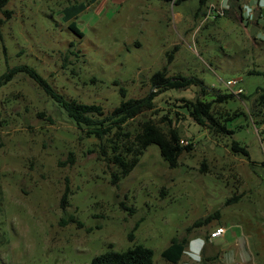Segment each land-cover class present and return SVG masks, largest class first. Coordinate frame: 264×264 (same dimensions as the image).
<instances>
[{"label":"rangeland","instance_id":"1","mask_svg":"<svg viewBox=\"0 0 264 264\" xmlns=\"http://www.w3.org/2000/svg\"><path fill=\"white\" fill-rule=\"evenodd\" d=\"M230 2L9 0L0 7V76L26 64L65 99L103 110L92 116L95 125L79 126L27 73L0 88V264H90L111 247L138 243L153 249L156 264H176L162 255L174 237L206 241L200 262L184 254L178 264H264V123L250 116L264 88L263 20H253L256 0ZM165 66L171 76H197L225 92L238 79L236 98L215 109L243 114L228 121L232 136H217L177 107L181 143L193 144L178 166L152 143L120 175L111 139L124 143L150 118L167 130L162 110L179 98L211 99L194 85L167 89L155 99L157 112L120 126L109 118L107 134L89 133L123 100L151 92V76ZM219 227L225 232L211 238Z\"/></svg>","mask_w":264,"mask_h":264},{"label":"trees","instance_id":"2","mask_svg":"<svg viewBox=\"0 0 264 264\" xmlns=\"http://www.w3.org/2000/svg\"><path fill=\"white\" fill-rule=\"evenodd\" d=\"M9 0H0V7L6 4ZM168 3H173L174 5L180 4L185 0H162ZM206 0H201L204 4ZM230 2V0H229ZM231 4V2H230ZM229 4V6H230ZM202 6V5H201ZM243 8V7H242ZM201 9V8H200ZM227 8H223V12H226ZM256 14L255 20L257 24L260 20L264 19V10L260 7ZM71 28L78 34L82 35L81 30L78 28L75 22L71 23ZM172 55H170V58ZM27 73L32 79H34L44 90L50 95L55 101L60 103L63 108L67 111L69 117L79 126H93L96 124L95 120L92 118L93 115H102L103 110L99 105L96 104H85L79 103L77 101H69L65 99L60 93L55 91V89L50 85V83L32 66L29 65H18L0 76V88L12 78L20 73ZM254 72V71H253ZM151 82V92L146 96L141 98H129L123 100L110 115L99 119V127L90 129V134H95L97 137L101 138L104 134H107L110 130L111 125L107 127L103 125L105 120L109 118H115L114 123L124 124L130 119L136 118V116L142 114L146 111H158L155 105V99L158 94L167 89H181L188 88L190 86H197L200 88L201 94L203 96L209 95L210 100H205L197 97L196 99H189L182 97L172 103L174 106L167 108V110L162 112L161 120L163 123L168 125L166 130L164 127L159 125L154 121L153 118L145 119L139 129L135 134L125 133L124 135L128 139L124 143L117 140L111 139L110 147L113 153L111 154L110 161L119 170L118 174L127 175L130 171L137 166L140 161V157L144 154L147 147L152 144H158L162 156L165 160L172 166L176 167L179 163V157L184 151H189L192 149V142L189 145H183L181 143L183 136L180 133L179 128L175 125L176 120H180V114L177 107L185 109L189 112L192 119L204 127L210 133L217 136H232L235 132L234 129L228 126V121L235 118L238 115L243 114L239 109L235 111H225L218 112L215 108L221 103H227L231 99H235L237 94L233 91H221L220 88H215L207 86L204 81L197 76H184V75H169L168 67L165 66L162 69L156 71L150 78ZM125 91L124 89H121ZM259 97L257 98L258 110L257 112H251L254 123L260 127L264 123V88H258L257 93ZM126 96V93H123ZM238 97L244 98L243 93H239ZM257 115L261 116V119L257 118ZM176 116V118H174ZM117 139H121L120 136ZM232 147L236 151H241L248 156V149L241 146L238 141H233ZM102 152L104 153L105 147H102ZM116 169V170H117ZM117 178V175H114ZM206 222V221H205ZM202 223L199 220L195 224L198 226ZM131 239L132 235H131ZM188 239L185 237L180 239L174 237L171 239L170 244L163 250V257L172 262L180 263L184 252L186 250ZM90 264H156L154 261V251L152 248L145 246L144 244H135L134 246L126 250H115L114 248H109L103 253L95 256Z\"/></svg>","mask_w":264,"mask_h":264},{"label":"clouds","instance_id":"3","mask_svg":"<svg viewBox=\"0 0 264 264\" xmlns=\"http://www.w3.org/2000/svg\"><path fill=\"white\" fill-rule=\"evenodd\" d=\"M206 241L202 237H197L192 239L190 242H188L186 250L184 254H187L188 257L194 261V262H200L201 256L204 247H205ZM184 264H191L190 262H185Z\"/></svg>","mask_w":264,"mask_h":264},{"label":"built area","instance_id":"4","mask_svg":"<svg viewBox=\"0 0 264 264\" xmlns=\"http://www.w3.org/2000/svg\"><path fill=\"white\" fill-rule=\"evenodd\" d=\"M258 8L264 7V4H258ZM239 83L238 79H230L227 81L226 86L229 90L233 91L234 93L236 92L237 84ZM183 142V140H182ZM225 232V229L223 227L217 228L215 231H213L210 235L211 238H215L218 236H221Z\"/></svg>","mask_w":264,"mask_h":264},{"label":"crops","instance_id":"5","mask_svg":"<svg viewBox=\"0 0 264 264\" xmlns=\"http://www.w3.org/2000/svg\"><path fill=\"white\" fill-rule=\"evenodd\" d=\"M256 1H257V2H256L257 5H258V4H264V0H256Z\"/></svg>","mask_w":264,"mask_h":264},{"label":"water","instance_id":"6","mask_svg":"<svg viewBox=\"0 0 264 264\" xmlns=\"http://www.w3.org/2000/svg\"><path fill=\"white\" fill-rule=\"evenodd\" d=\"M254 29H255V27L252 28V33H253Z\"/></svg>","mask_w":264,"mask_h":264}]
</instances>
